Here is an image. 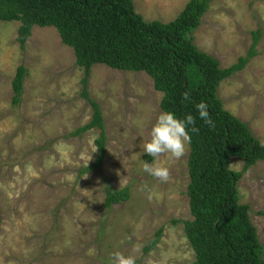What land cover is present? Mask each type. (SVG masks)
Here are the masks:
<instances>
[{"label":"rangeland","instance_id":"obj_1","mask_svg":"<svg viewBox=\"0 0 264 264\" xmlns=\"http://www.w3.org/2000/svg\"><path fill=\"white\" fill-rule=\"evenodd\" d=\"M188 1L134 0L145 19L162 21L175 18ZM20 24L0 22V264H110L118 251L134 255L136 264H194L185 231V221L194 219L189 151L179 160L159 158L170 170L167 183L143 170L153 157L142 145L163 112V93L152 77L93 65L87 91L101 106L106 154L101 168L81 173L96 160L100 133L75 134L92 119L82 95L85 70L53 26H34L21 48ZM258 29L257 54L224 79L218 93L264 142V0H213L194 35L200 49L225 67L248 53ZM21 64L28 72L15 103L12 82ZM243 166L230 159V168L242 173L238 193L250 206L264 250V161ZM124 187L129 198L107 207V190ZM159 229L158 241L146 250Z\"/></svg>","mask_w":264,"mask_h":264},{"label":"trees","instance_id":"obj_2","mask_svg":"<svg viewBox=\"0 0 264 264\" xmlns=\"http://www.w3.org/2000/svg\"><path fill=\"white\" fill-rule=\"evenodd\" d=\"M213 0H189L175 18L147 20L137 12L134 0H0V22L20 21L17 40L25 47L33 27H55L65 45L74 50L76 63L83 67L82 91L92 106V119L75 134L98 128L96 160L81 169L87 173L103 166L106 130L100 104L90 98L88 77L93 65L145 72L163 93V112L184 119L196 118L198 133H191L187 194L194 219L185 221V231L196 253L194 264H264V250L250 206L238 193L240 171L230 168V159L243 161L246 170L264 161V142L248 124L224 107L219 96L221 82L243 70L257 54L262 36L254 30L248 53L229 66H222L213 54L195 43V31ZM27 68L21 64L13 79V101L23 92ZM190 99L185 100L183 93ZM205 102L214 122L210 127L199 118L196 104ZM129 187L107 190L105 205L125 201ZM159 229L148 250L156 244Z\"/></svg>","mask_w":264,"mask_h":264},{"label":"clouds","instance_id":"obj_3","mask_svg":"<svg viewBox=\"0 0 264 264\" xmlns=\"http://www.w3.org/2000/svg\"><path fill=\"white\" fill-rule=\"evenodd\" d=\"M183 97L187 101L190 99V94L185 92ZM196 109L201 120L210 127L215 126L205 102L201 101L196 104ZM195 125L196 118L191 114L181 119L173 112H161L151 128L150 139L142 145L144 152L153 157V163L145 162L143 170L161 183L169 182L171 179L170 170L161 165L159 158L164 155H167L169 159L176 160L184 157L189 151L192 141L189 126H191V133L199 132V128ZM110 264H136V257L118 251L112 255Z\"/></svg>","mask_w":264,"mask_h":264}]
</instances>
